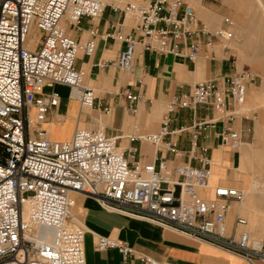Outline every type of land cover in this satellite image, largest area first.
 Instances as JSON below:
<instances>
[{
    "label": "built area",
    "instance_id": "1",
    "mask_svg": "<svg viewBox=\"0 0 264 264\" xmlns=\"http://www.w3.org/2000/svg\"><path fill=\"white\" fill-rule=\"evenodd\" d=\"M104 7L103 0H0V264H85V229L71 220L70 213L75 193L93 197L107 210L155 223L247 259L264 260V238L254 241L247 231L237 237L227 232L229 202L241 201L242 191L216 184L211 197L198 194V189L211 186L212 175L208 147L198 139L217 121L244 115L238 107L245 103L247 85L256 79L248 69L234 66L225 84L197 82L189 93L168 103L159 132L130 137L179 156L182 151L164 137L188 132V153L197 164H175L174 176L164 160L156 165L130 163L114 137L102 129L77 127L68 140L48 136L43 124L49 110L59 104V94L44 92V87L67 86L84 107H92L94 101L92 89L82 84L83 71L75 66L78 49L90 55L94 39L79 46L60 22L64 17L70 24L83 16L96 19ZM110 7L121 12L123 19L132 17L140 34L138 40L123 34V19L109 34L126 44L116 60L121 69L131 68L139 40L147 49L194 60L199 46L211 48L214 39L225 44L233 37L228 18L223 20L224 26L199 24L195 10L185 0ZM33 26L42 32V39L29 49L26 40ZM199 35L206 37L204 43ZM124 94L128 100L137 98L129 91ZM197 105L212 106L217 117L169 129L170 113ZM216 136L225 145L240 137L228 125ZM236 223L243 225L246 220L238 217ZM95 248L116 249L120 264H132L135 258L142 264H158L149 255H136L127 242L109 236L99 235Z\"/></svg>",
    "mask_w": 264,
    "mask_h": 264
},
{
    "label": "crops",
    "instance_id": "2",
    "mask_svg": "<svg viewBox=\"0 0 264 264\" xmlns=\"http://www.w3.org/2000/svg\"><path fill=\"white\" fill-rule=\"evenodd\" d=\"M105 7L100 17L90 19L81 17L76 24L64 17L61 25L79 46H83L93 38L95 47L90 55L82 48L78 49L75 66L83 71L82 84L92 89L94 101L92 107H84L76 96H71L70 89L64 85L44 87V92L56 91L59 94V104L51 108L47 121L43 124L48 136L54 140H68L74 129L84 127L102 129L110 137H114L117 147L130 163L139 162L158 164L164 160L167 169L174 176L175 164H197L189 156L190 134L171 133L164 138L169 139L182 151L179 156L172 152L154 146L142 139L131 140L135 135L157 133L162 126V120L167 112V105L173 97L189 93L192 87L200 81L217 80L225 84L228 74L238 68L232 49L228 43L213 40L212 47L201 45L194 60L172 53H158L147 49L140 40L135 45L134 57L130 69H121L116 60L125 48V42L114 39L109 34L113 32L116 23L123 19L121 12H114L111 5H123L128 2L147 3L149 0H103ZM197 12L199 24L209 28L224 26L217 23L213 17L214 11L208 5H192ZM195 12V13H196ZM217 11H215L216 14ZM135 20L126 16L123 19L122 33L130 34L137 40L140 34L134 28ZM202 43L204 35H199ZM34 49L35 42H27ZM234 60V63H233ZM138 80L141 85H138ZM125 91L136 95L135 100H128ZM259 93L256 85H247L246 101L238 107L244 115L233 120H219L214 127L206 128L198 143L208 147L207 157L211 161L212 177L210 187L198 189L203 197L212 196V186L227 184L242 191L249 192L241 201L232 200L225 215L227 232L237 237L242 231H247L252 237L264 238V200L259 202V184L254 179L245 180L243 175L251 170L246 166L247 154L253 147H247V140L253 123L250 115L260 103L255 101ZM247 106V108L245 107ZM107 108V111L105 110ZM132 109H135L133 111ZM249 113V116L245 113ZM217 113L210 105H197L194 109L184 108L170 113L169 129L180 125H190L203 118H216ZM68 125L65 136L56 137L54 129ZM228 125L239 134V141L232 144H222L216 134L221 127ZM75 199L71 220L80 223L84 229L85 264H120L121 255L114 248L98 251L95 241L99 235L109 236L118 241L127 242L136 251V255L144 253L151 256L158 264H264L257 257L247 259L244 256L199 241L183 233L164 228L155 223L107 210L90 196L80 193L73 194ZM72 207V208H73ZM71 208V209H72ZM242 217L246 223L239 225L236 219ZM132 264H142L135 258Z\"/></svg>",
    "mask_w": 264,
    "mask_h": 264
},
{
    "label": "rangeland",
    "instance_id": "3",
    "mask_svg": "<svg viewBox=\"0 0 264 264\" xmlns=\"http://www.w3.org/2000/svg\"><path fill=\"white\" fill-rule=\"evenodd\" d=\"M136 3H140V2H136ZM197 5L198 6L208 5V7H211V9H213L214 11L213 17H215L217 23L223 22L225 18H228L232 22L231 24L232 31H233V27L236 24H240L241 22L246 25L247 24L253 25V30L255 31L254 33H256V30H258L257 28L258 19H260V15L262 14V11H264V6H263L264 0H199V3H197ZM215 11H217L216 14ZM233 37H234V32H233ZM41 39H42V32L33 26L30 32L28 33L26 42H28V40L34 41L35 45H37L38 43H40ZM261 41H262L261 37H257V35H254V41L252 43V46L247 48V54L248 55L254 54V56H257L259 58L258 62L264 63V54L260 50V45H259ZM227 43L232 49L234 58L238 65L237 67H239V69L240 68L248 69L250 72L255 74L256 79L253 85H256V87H258L259 92H263L262 94L263 96L261 98V100L262 99L263 100L259 104L260 107L258 111L255 109L253 115H250L252 118L251 121H253V123L251 125V132L249 139L247 140V142H245L246 144H248L247 147H253L257 150L262 151L264 150V86H263L264 78L262 77L261 74L257 73V70L254 68V66H252L251 63L240 62L238 51L235 48V46L231 45V40L227 41ZM245 107L247 108V106ZM245 114L249 116V113L246 112ZM68 129H69L68 125L59 126L54 129V135L56 137H63L67 134ZM243 179L245 180L254 179L257 182L264 183V173L262 171L259 172L258 168H254L246 171V173L243 175ZM73 211H74V207L71 209V212ZM253 239L255 241H260V239L256 237H253Z\"/></svg>",
    "mask_w": 264,
    "mask_h": 264
},
{
    "label": "bare ground",
    "instance_id": "4",
    "mask_svg": "<svg viewBox=\"0 0 264 264\" xmlns=\"http://www.w3.org/2000/svg\"><path fill=\"white\" fill-rule=\"evenodd\" d=\"M189 1L192 5H194V7H195V5H197V3H199V0H189ZM257 28H258V30H256V33H254L255 31L253 30V25H251V24L246 25V24H243L241 22H240V24H236L233 27L234 37L231 39V45L235 46V48L237 49L238 54H239V58H240V62L241 63H243V62L251 63L252 66H254V68L257 70V73L261 74L262 77L264 78V63L258 62L259 58L257 56H254V54L253 55L247 54V48L252 46V43L254 41V35H257V37H261L262 41L259 45H260V50L264 54V11H262V14L260 15V19H258ZM255 40H256V38H255ZM258 42H260V41H258ZM26 47L31 49L27 43H26ZM256 51H258V50H256ZM263 86H264V84H263ZM262 94H263V92L257 93V95L255 97L256 102L261 103V101L263 100V99L261 100V98L263 96ZM246 166L250 169L258 168L259 172L262 171L264 173V150H262V151L250 150L247 154ZM211 177H212V175H211ZM211 177H210V180H211ZM258 187H259V193H258L259 199H258V201L261 202L264 200V183L259 184ZM248 193L249 192L246 191L245 194H243V197H247ZM252 239H253V237H252Z\"/></svg>",
    "mask_w": 264,
    "mask_h": 264
}]
</instances>
